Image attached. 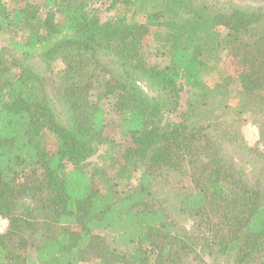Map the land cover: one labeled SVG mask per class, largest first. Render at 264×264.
Returning a JSON list of instances; mask_svg holds the SVG:
<instances>
[{"label":"trees","instance_id":"obj_1","mask_svg":"<svg viewBox=\"0 0 264 264\" xmlns=\"http://www.w3.org/2000/svg\"><path fill=\"white\" fill-rule=\"evenodd\" d=\"M0 216V264H264V0H0Z\"/></svg>","mask_w":264,"mask_h":264},{"label":"rangeland","instance_id":"obj_2","mask_svg":"<svg viewBox=\"0 0 264 264\" xmlns=\"http://www.w3.org/2000/svg\"><path fill=\"white\" fill-rule=\"evenodd\" d=\"M107 5V3H106ZM97 9L98 10V15H100V18L102 21L105 20H109L112 17H114V15H116L118 12H121V10L119 9V7H117L114 10H108L106 11V8L102 7L100 5V9L98 8V5L95 4L94 6V10ZM209 83V82H208ZM207 86H211L210 83ZM182 101H181V107L179 109V112L183 111L185 108V101L187 98L186 93H182ZM113 115H109V123H108V127H107V132L110 134V136L116 134V130H117V121L112 117ZM174 118V116L172 117ZM250 115L246 114V115H242L239 119L238 117V121L240 123V125H242L243 127V131L245 133L246 136V144L248 146H251L252 144L256 143V131L254 129V127L250 124ZM93 159H96V156L93 157Z\"/></svg>","mask_w":264,"mask_h":264},{"label":"built area","instance_id":"obj_3","mask_svg":"<svg viewBox=\"0 0 264 264\" xmlns=\"http://www.w3.org/2000/svg\"><path fill=\"white\" fill-rule=\"evenodd\" d=\"M8 227V222L5 218H3L2 216H0V234L5 233V231L7 230Z\"/></svg>","mask_w":264,"mask_h":264}]
</instances>
